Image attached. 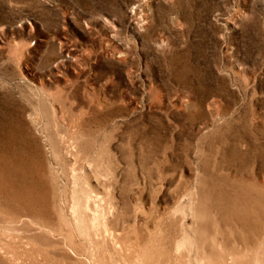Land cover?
Instances as JSON below:
<instances>
[{
    "label": "rangeland",
    "instance_id": "obj_1",
    "mask_svg": "<svg viewBox=\"0 0 264 264\" xmlns=\"http://www.w3.org/2000/svg\"><path fill=\"white\" fill-rule=\"evenodd\" d=\"M0 264H264V0H0Z\"/></svg>",
    "mask_w": 264,
    "mask_h": 264
}]
</instances>
